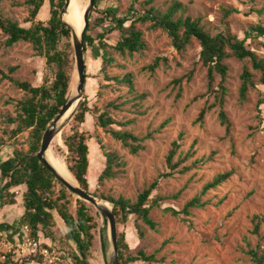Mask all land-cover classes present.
Segmentation results:
<instances>
[{"label": "rangeland", "instance_id": "374dc122", "mask_svg": "<svg viewBox=\"0 0 264 264\" xmlns=\"http://www.w3.org/2000/svg\"><path fill=\"white\" fill-rule=\"evenodd\" d=\"M24 1L0 0V11L24 24L28 14ZM138 1L99 0V6L101 10L113 7L118 16L130 17L131 4L134 9L141 8ZM174 1L182 4L175 17L180 14L199 17L204 29L212 35L223 32L244 38L247 47L264 59V36H257L255 32L246 34L252 26L264 24V0H153L152 5L164 11ZM77 2L84 11L88 0ZM48 10V0H45L37 19L46 21ZM136 27L142 30L147 48L132 56L113 52L114 65L107 69L111 75L132 73L133 90L103 80L99 74L100 58L93 57L90 49L84 53L88 74L84 99L87 98L89 106L97 110L114 103L118 107L110 106L109 113L121 125L113 127L130 130L144 138V148L135 156L129 148L97 126L92 115H87L80 129L88 135L90 164L87 178L90 193L99 198L103 194L124 196L135 201L138 192L159 173L168 171L165 156L171 142L182 132L184 135L179 150H186L196 141L193 158L210 159L185 173L175 172L169 178L160 179L158 187L150 196L151 199L162 197L159 207H153L150 211L158 231L135 216H130L126 224L117 226L118 232L125 233L132 251L141 249L146 254H155L158 259L163 258L160 261H137L133 264H254L248 251L258 246L264 247V103L259 104V99L264 96V88L259 82L260 72L253 69L249 61L231 56V51L226 48L229 56L224 59L228 67L224 109L230 121V131L226 134L224 126L219 123L217 107L207 111L201 124H194L199 110L214 100L213 92L207 90V68L198 57V41L191 38L185 50L177 52L161 29H151L149 22H139ZM4 40L5 36L0 30V69L4 73L28 81L33 86H39L50 78L45 58L36 55L29 43L18 42L12 47H4ZM114 40L110 36L108 42L114 43ZM98 54H101L100 50ZM156 57H163L166 62L161 60L159 66L150 71L147 66ZM9 67L16 69L9 73ZM244 67L251 72L254 85L248 88L245 100L241 101L239 87ZM175 79H180V83H175ZM76 80L75 65L71 87ZM218 81L219 77L216 76L212 85L215 86ZM23 94L21 89L7 79L0 81V163L15 147L23 150L28 148L27 131L14 138L8 137L14 125L8 124L7 118L15 115L16 102ZM71 119L64 123L47 150V155L51 154L62 163L67 155L62 136L69 131ZM165 120L168 123L158 130ZM97 137L106 150L116 151L126 162L116 178L105 180L100 186L97 177L104 168L105 160ZM228 170L233 171L231 177L202 197V200L208 201L204 208H191L190 215L181 214L179 217L163 212L162 209L166 207L181 210L185 202L200 193L205 182L215 174ZM23 189H18L20 194L16 190L11 192L22 197ZM108 205L112 207L110 203ZM92 213L97 229L89 256L92 257L94 251L99 263L106 264L112 256L108 230L100 214L95 211ZM254 215L262 218L258 233L253 232ZM54 232L61 250L64 253L71 252L74 246L59 221L56 222ZM102 238L106 241L104 254L101 249ZM6 243L5 237L0 236V262L10 255L5 252Z\"/></svg>", "mask_w": 264, "mask_h": 264}, {"label": "trees", "instance_id": "16d2710c", "mask_svg": "<svg viewBox=\"0 0 264 264\" xmlns=\"http://www.w3.org/2000/svg\"><path fill=\"white\" fill-rule=\"evenodd\" d=\"M45 0H25L27 7V17L24 24L14 17L5 16L0 11V30L5 36L4 47H12L18 42L29 43L36 55L45 58V65L50 70V78L46 79L39 86H33L28 81H21L4 73L0 69V81L7 79L21 89L24 94L16 102L15 115L7 118L8 124L14 126L8 133L9 138H14L22 132H28L27 150L15 147L11 154L0 163V176L5 182L0 187V205L14 203L15 195L13 188L23 189V208L20 225L29 226V234L41 240L42 237L49 238L51 244L61 249L56 239L54 228L59 221L66 229L67 238L72 243L73 250L66 252L65 257L79 264H89L88 258L95 239L97 222L93 211L98 212L89 203L74 196L67 190L35 156L39 150L42 135L51 120L63 106L72 84V73L75 68L74 50L72 46L71 30L59 16V12L64 6L65 0H48V19L38 20L37 16L43 7ZM153 0H140V9L131 4V16H118L113 7H106L101 10L99 0H94L88 15V25L82 33V40L85 45V52L90 49L95 58H100L101 66L99 74L103 80L125 85L129 90H133L132 73L109 74L107 69L114 65L115 58L113 52L122 56H132L135 53H142L147 45L143 39L142 30L136 27L137 23L149 22L151 29H161L171 40L173 48L177 52L185 50L195 38L199 44V60L207 68V90L213 92L214 100L209 105H204L198 112L194 124H201L204 121L208 110L217 107L219 123L224 126L225 133L230 131V121L224 109L227 88L225 86L226 74L228 71L224 59L229 56L226 48L231 51L230 55L241 60L249 61L253 69L260 72L259 82L264 88V59L259 58L255 51L247 47L244 38L217 32L210 34L201 24L199 17L183 16L175 17L176 12L181 9L182 4L174 1L170 6L161 11L155 8ZM99 28V31H96ZM257 36H264V24H256L250 31ZM114 34V35H112ZM110 36L114 37V43H109ZM101 54H98V52ZM166 62L165 58L156 57L154 62L147 66L150 71H154L160 61ZM16 67H9V73L14 72ZM219 81L215 86V77ZM241 84L239 87V97L243 101L246 98L247 90L253 86L251 72L244 67L241 73ZM88 78L85 64V82ZM179 84L180 79H175ZM264 103L263 98L259 99V104ZM117 108L114 103H109L102 109H92L85 98L80 104L71 119L69 131L62 136L63 143L67 149L65 166L71 174L73 180L84 190L89 191L88 170H89V145L88 135L80 127L86 122L87 115L95 118L96 125L109 133L113 139L120 141L124 147L129 148L133 155H138L139 150L144 146L140 138L130 130L116 129L113 125H121L109 113V107ZM168 120L160 124L161 130ZM124 124L128 125L129 122ZM183 133H178V138L171 142V146L165 156V164L168 171L159 173L146 187L138 192L135 201L124 196L113 197L103 195L101 197L109 201L115 214L116 224L124 225L130 216H135L151 229L158 231L156 222L151 218L150 211L153 207H159L162 197L157 196L151 199V193L158 187L160 179H166L175 172L185 173L197 167L199 163L207 161L210 157L193 158L195 155L196 141H193L186 150L180 149V140ZM97 143L102 151L105 160L104 168L97 177L98 185H102L105 180L116 178L126 162L114 150H106L102 141L97 137ZM193 158V159H192ZM190 161V162H189ZM189 162V163H187ZM181 166V167H180ZM178 167H180L178 169ZM233 171L228 170L215 174L210 180L205 182L198 195L193 196L184 203L181 210L166 207L165 213L179 217L190 215L191 208H204L208 201L202 197L209 191L214 190L226 182ZM151 201V203H150ZM223 199L220 200V203ZM262 218L253 216V232L258 233ZM1 228V225H0ZM12 228V227H8ZM141 235V234H140ZM106 241L101 239V249L105 253ZM117 248L119 264H133L137 261L155 262L163 260L156 258L155 254H146L139 249L132 251L126 241L125 233L117 231ZM248 253L254 264H264V247L250 249ZM42 264L40 260L28 262H17L11 255H7L0 264Z\"/></svg>", "mask_w": 264, "mask_h": 264}, {"label": "water", "instance_id": "95a60500", "mask_svg": "<svg viewBox=\"0 0 264 264\" xmlns=\"http://www.w3.org/2000/svg\"><path fill=\"white\" fill-rule=\"evenodd\" d=\"M70 0H65L64 6L59 12L60 19L70 27L72 46L74 50V59L76 65L77 80L76 83L70 88L69 93L63 106L60 108L56 116L51 120L45 129L39 150L35 153V156L39 161L51 171L55 176L57 181H59L67 190H69L73 195L77 196L79 199L91 204L100 214L107 230L112 247V256L110 262L106 264H119L118 261V248H117V224L115 219V214L111 206H106L102 204V201H109L99 198L89 191L81 188L76 182L71 183L65 176L57 172V170L49 163L46 152L50 146L52 139L57 135L64 123L70 119L76 112L78 105L84 99V85H85V63H84V53L85 45L82 40V33L86 26L88 25V15L94 6V0H88V3L83 11V27L80 32H78L77 27L72 21H67L64 19V14L69 6ZM75 104L74 110L64 118L68 110Z\"/></svg>", "mask_w": 264, "mask_h": 264}, {"label": "built area", "instance_id": "2783aa9c", "mask_svg": "<svg viewBox=\"0 0 264 264\" xmlns=\"http://www.w3.org/2000/svg\"><path fill=\"white\" fill-rule=\"evenodd\" d=\"M18 193V191H15ZM24 237L5 244V252L17 262L40 260L42 264H79L65 257V253L58 247L45 243L38 238L30 236L29 226L22 225Z\"/></svg>", "mask_w": 264, "mask_h": 264}, {"label": "crops", "instance_id": "0c3cea01", "mask_svg": "<svg viewBox=\"0 0 264 264\" xmlns=\"http://www.w3.org/2000/svg\"><path fill=\"white\" fill-rule=\"evenodd\" d=\"M5 182V179L0 176V187ZM20 187L13 188L12 190H17ZM22 193V191H21ZM18 194L19 191H18ZM21 198V199H20ZM14 203H7L0 205V236H4L7 242H14L24 237V232L22 231V225L19 224L21 216L24 212L23 201L20 195L14 197ZM20 199V201H19ZM13 207H17L16 209ZM13 208V209H12ZM19 208H22L19 210ZM12 227V228H8ZM41 241L51 244V240L46 237L41 236ZM89 264H100L96 258L95 252H92V257L88 258ZM35 264V263H34Z\"/></svg>", "mask_w": 264, "mask_h": 264}, {"label": "bare ground", "instance_id": "6f19581e", "mask_svg": "<svg viewBox=\"0 0 264 264\" xmlns=\"http://www.w3.org/2000/svg\"><path fill=\"white\" fill-rule=\"evenodd\" d=\"M64 19L67 21H72L77 27L78 32L81 31L84 24L83 11L79 8L77 0H70L69 6L64 14ZM74 108L75 104L68 110L64 118L68 116L74 110ZM46 157L49 163L57 170V172L65 176L71 183H75L64 163L60 162L57 158H54L51 154L47 155V152ZM102 204L109 206L106 201H102Z\"/></svg>", "mask_w": 264, "mask_h": 264}]
</instances>
